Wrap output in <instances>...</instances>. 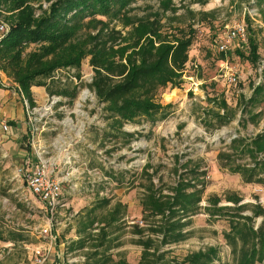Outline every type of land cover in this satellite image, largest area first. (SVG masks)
Masks as SVG:
<instances>
[{
  "label": "rangeland",
  "instance_id": "obj_1",
  "mask_svg": "<svg viewBox=\"0 0 264 264\" xmlns=\"http://www.w3.org/2000/svg\"><path fill=\"white\" fill-rule=\"evenodd\" d=\"M17 1L0 0V36L7 34L17 21L18 12L14 8ZM54 1L28 0V3L35 16L40 17ZM173 1L177 5L181 3V0ZM191 1H184L183 8L177 12L178 19L171 13L167 19L173 25L193 31L190 60L182 82L179 87L168 86L160 93L158 100L163 109L152 118L142 116L123 126V131L134 134L133 138L117 133L105 104L90 89L93 69L89 57L83 60L80 69L65 67L53 71L48 79H38L54 93L50 94L46 86H34L35 107L29 102L25 105L21 99L22 124L17 123L19 129L14 127V134H19L15 143L21 142L20 149H29L32 160L27 164L25 159L20 165L21 159L15 162L13 158L3 157L4 147L0 142V262L38 264L40 251L47 258L39 264H84L86 252L91 249H71L72 241L80 237L78 231L89 219L94 223L88 229L99 231L106 227L105 219L111 211L117 210L119 220L107 226L112 239L108 252L115 260L122 256L129 264L137 263L142 247L136 243L139 236L132 232V226L141 224V199L148 175H152L165 193H171L182 175L193 177L192 172L198 171L205 172L197 180L203 182L199 187L204 188L200 210L186 227L187 237L164 249L170 250L169 258L181 260L194 251L215 246L219 249L217 264H235L225 233L230 231V219L238 210L226 208L251 203L264 207V187L246 183L230 166L224 167L226 162L221 163L218 155L228 150L232 139L252 138L264 129V102L259 106L251 102L254 88L264 83V0H209L206 5ZM158 3V0H137L133 6L140 7L136 12L142 14L146 5L157 8ZM248 7L257 8L260 16L248 15ZM200 11L212 14L202 16ZM240 22L247 25V41L237 44L228 40L225 43L228 49L220 51L218 44ZM112 25L122 28L117 22ZM251 40L258 46L259 58L255 63L246 59L250 55ZM38 47L31 44L26 53ZM0 83V90L9 91L10 97L20 101L21 95L15 94L17 84L2 69ZM62 89L70 92L76 89L77 94L73 98L56 94ZM219 100L227 102L231 115L229 123L222 127L209 114L211 109H219ZM261 109V116L254 122L249 112L257 115ZM14 112L17 117V110ZM12 130L7 133L0 127L4 142L12 140ZM247 160L237 156L229 164L234 166ZM38 167L61 182V200L53 215L39 197L30 196L27 191V176ZM12 170L20 178L19 182L11 180ZM19 184L25 186L33 205L25 203L27 211L23 210L27 228L18 224L19 214L7 217L11 211L4 203L7 198L14 199V193L20 189L15 192L11 189ZM232 196L242 201L235 205L228 200ZM215 199H218L216 205ZM221 208L225 212L217 214L215 211ZM243 213L251 214L248 210ZM261 221L256 219V225ZM45 227L50 228L52 239L41 234ZM11 232L22 240L11 244Z\"/></svg>",
  "mask_w": 264,
  "mask_h": 264
},
{
  "label": "trees",
  "instance_id": "obj_2",
  "mask_svg": "<svg viewBox=\"0 0 264 264\" xmlns=\"http://www.w3.org/2000/svg\"><path fill=\"white\" fill-rule=\"evenodd\" d=\"M136 1L56 0L36 17L28 0H19L14 3L17 21L7 34L0 36V69L20 87L30 106L35 107L34 86H46L50 94L54 93L38 79H48L53 71L65 67L80 69L83 60L89 57L93 69L90 89L105 104L117 133L133 138L134 134L123 131V126L142 116L152 118L163 109L158 97L168 86H180L193 44L191 28L186 31L167 21L171 16L168 13L179 18L177 12L183 8L185 0H181L180 5L173 0H158L157 8L148 4L142 14L136 12L140 7L133 6ZM191 2L206 5L209 0ZM199 14L212 13L200 11ZM112 22L120 23L122 28L118 29ZM31 44L39 47L26 53ZM249 45L250 55L246 59L255 63L259 58L258 46L253 40ZM56 94L73 98L77 91L62 89ZM251 102L257 106L264 102V83L254 88ZM219 104V109H211L209 114L214 115L217 126L222 127L229 123L231 115L225 100ZM262 112L261 109L257 115H253V111L249 113L257 122ZM237 156L248 160L230 165ZM218 158L221 163L226 162L224 167L230 166L239 173L246 183L264 187V129L252 138L232 139L228 150L220 151ZM197 172H192L193 177L182 175L171 193H165L152 175H148V185L141 199V224L132 226V232L139 236L136 243L142 247L141 257L134 264H217L219 249L215 246L194 251L181 260L169 258L170 250L164 249L187 237L186 227L200 210L204 188L199 187L203 182L197 180L205 172ZM228 200L235 205L242 201L235 196ZM217 201L214 200V205ZM224 209L215 212L223 213ZM226 209L238 210L230 219V231L225 233L235 264H264V207L251 203ZM247 210L251 214L243 213ZM118 214L117 210L111 211L110 217L105 219L106 227L99 231L88 229L93 226V219L78 231L80 237L72 241L71 249L92 250L86 252L84 264H129L126 258L121 256L115 260L108 252L112 239H109L107 226L119 220ZM258 218L262 221L256 225ZM12 239L14 242L22 240ZM99 247L104 249L99 250Z\"/></svg>",
  "mask_w": 264,
  "mask_h": 264
},
{
  "label": "built area",
  "instance_id": "obj_3",
  "mask_svg": "<svg viewBox=\"0 0 264 264\" xmlns=\"http://www.w3.org/2000/svg\"><path fill=\"white\" fill-rule=\"evenodd\" d=\"M246 12L251 17H259V11L255 7L246 8ZM4 28V25L1 26V29ZM248 38V28L245 22L236 23L232 26L225 35V41L220 42L218 44V48L220 51L224 52L228 49L227 41H235L237 44L245 43ZM226 43V44H225ZM17 92L21 95L25 105L28 106V100L25 98L22 90L18 86ZM0 127L4 130V132L9 133L10 127L8 123L0 124ZM29 164V160L26 161ZM22 171V168H21ZM27 191L30 196H37L40 198L41 202L44 203L48 210L52 213L59 206L61 200V182L57 179L51 178L47 175L44 168L38 167L36 171H34L31 175L27 176ZM28 192L23 196V201L29 206L32 205L29 201ZM44 233L45 238L52 239V235L50 234V228L45 227L41 234ZM40 256L37 260L38 264L42 263L46 260V256L42 255L40 251L37 252Z\"/></svg>",
  "mask_w": 264,
  "mask_h": 264
},
{
  "label": "crops",
  "instance_id": "obj_4",
  "mask_svg": "<svg viewBox=\"0 0 264 264\" xmlns=\"http://www.w3.org/2000/svg\"><path fill=\"white\" fill-rule=\"evenodd\" d=\"M16 87L18 89V85H16ZM17 89L15 91V94H18ZM32 90L34 92V90H35L34 87L32 88ZM8 92L9 91L0 90V120L2 123L10 122L11 125H9V127L11 128V130L13 128V130L11 132V134H13V137H12V140H7L6 142H4L3 137H0V142H2V146L4 147L2 156L3 157H10L11 159L13 158V161H15V162H17L19 159H21L19 161V164L22 165V163L24 164L25 159H26V161L32 160L31 155L28 152L29 149H23V148L20 149L19 145H21V142L17 141L15 143L19 134H18V136H17V133L14 134V127L16 129H19V126L17 123H21V120H22L21 110H20L21 104H22V100H21L22 97L21 98L18 97L20 99V101L17 102L16 98L10 97ZM14 110H17V113H18L17 117L15 115ZM13 121H15V122L13 123ZM12 173H13V175L11 176ZM10 176H11V180L16 179V182L20 181V178L19 179L17 178L18 177L17 173L15 174V170L11 171ZM16 189H20V190L17 193H14V199H11V198L8 199L7 198L4 200V203L8 204L9 210L11 211V214L7 215V217L10 219V217L14 218V217H16V214H19V218H18L19 223L18 224L20 225V227L27 228L28 225H27V222L25 219V218H27V215L23 218L24 211H27L26 204L23 201V196H24V193L26 194L27 191L25 189V186L23 187L22 184L21 185L19 184L18 187L15 189L14 188L11 189V191L15 192ZM15 230L17 232L18 231L23 232V229H19V230L15 229ZM11 233L13 234L12 237L9 239L11 244L16 243L13 241V239H12L13 237L22 238V237H19V235L15 234L14 232H11Z\"/></svg>",
  "mask_w": 264,
  "mask_h": 264
}]
</instances>
